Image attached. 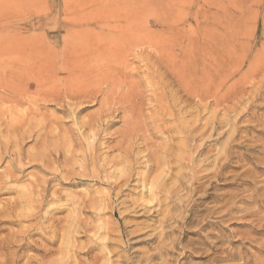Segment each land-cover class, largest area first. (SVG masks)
Returning a JSON list of instances; mask_svg holds the SVG:
<instances>
[{
	"label": "rangeland",
	"instance_id": "374dc122",
	"mask_svg": "<svg viewBox=\"0 0 264 264\" xmlns=\"http://www.w3.org/2000/svg\"><path fill=\"white\" fill-rule=\"evenodd\" d=\"M81 1L0 0V82L3 78L2 81L9 83L30 85L34 90L36 86L26 77L36 73L43 48L62 49V38L70 26L67 16L79 11ZM180 5L179 10L189 17L187 25L195 26L193 19L197 12L202 27L216 29L220 46L216 51L221 64L238 56L245 44L250 47L249 60L257 54L264 55V0H181ZM82 7L84 10L92 8L90 4ZM56 33L58 36H54ZM212 43L209 44L214 48ZM228 52L227 59L225 54ZM213 54L207 51L205 60L208 66ZM135 60L130 61L133 65H140ZM25 64L30 70H24ZM33 93V98L31 94L27 97L29 102L26 98L20 104L13 100L0 102V208L5 202L19 200L20 193L37 190L31 195V202L22 203V206L25 204L22 208L25 214L18 219L10 216L9 222L0 225V238L9 239L12 235L17 238L5 246L4 251L1 250L0 264H237L241 263L239 255L248 257L246 264L261 263L264 257V253L259 252L260 242L264 241L262 95L253 99L237 124L230 128L233 139L229 136L230 130L212 133L202 142L201 155L205 160L200 163L202 166L196 169L195 164L190 167L189 163V167L177 171V163H172V173L164 181V188L169 187L171 192L146 197L141 193V184H151L158 170L148 169L144 156L158 153L160 147L169 142L166 131L164 134L149 128L142 137L134 140L129 155L125 157L133 168L131 177L121 188L114 187L105 175L113 168L123 167L117 162L124 155L116 147L118 137L115 135L123 128V121L117 117L118 120L97 137L91 148L75 146L71 148L73 154H68L64 152L68 143L63 148L59 138L72 130L73 118L55 103L40 102V96L36 98ZM34 98H40L39 104L33 102ZM194 100L191 99L192 103L185 109L191 111L206 102ZM146 104L140 118L149 121L147 115L157 113L158 109ZM96 107V104L86 106L73 117L83 119ZM31 109H35V114H30ZM154 110L156 112H152ZM221 113L219 109L217 114ZM200 115L204 118L209 112L202 111ZM259 116L262 120L257 118ZM140 118L138 122H142ZM7 122L9 125L16 123L17 127L7 129ZM56 123H59L57 127ZM71 136L76 138V133ZM178 136L173 134L171 139L175 146ZM227 136L230 137L228 142ZM55 143L59 144L60 151L52 149L51 145ZM82 150L91 155L92 161L88 159L86 164L80 163ZM213 158L217 160L214 162ZM221 162L224 167L219 166ZM180 173H185L186 177L180 179L185 184L178 187L179 190L177 177L181 178ZM142 196L152 202L143 201ZM230 252L234 254L228 257L230 261L220 259Z\"/></svg>",
	"mask_w": 264,
	"mask_h": 264
},
{
	"label": "bare ground",
	"instance_id": "6f19581e",
	"mask_svg": "<svg viewBox=\"0 0 264 264\" xmlns=\"http://www.w3.org/2000/svg\"><path fill=\"white\" fill-rule=\"evenodd\" d=\"M180 3L181 0H82L79 4V11H74L67 16L70 26L62 38V49L55 51L50 50L51 48L48 49V47L43 48L40 66H38L37 71L34 70L36 73L26 77L36 88L33 90L30 85H20L17 80L15 81L17 83L2 81V78L0 88L6 93L0 89L3 92H0V102L13 100L16 103H21L23 98L27 99L31 93L35 92L41 100L40 98L36 100L37 97L33 93L36 97L33 102L38 101L39 104L40 100V102H51L59 105L61 111L67 112L73 118L70 134L62 130L65 134L59 138L64 146L58 141L63 148L65 143H68L65 150L63 149L65 153L69 152L68 154L71 153V150L73 152L71 148L75 146L81 149L84 146L88 149L91 148L97 137L114 121H117L118 117L123 121L124 126L115 133L118 137L116 147L123 152L124 157L118 158L117 162L123 164V167L121 169L113 168L111 173L105 175L106 178L111 179V185L118 188H121L122 184L131 177L130 173L133 168L131 163L126 162L125 157L129 155L134 140L142 137L149 128L160 133L166 131L167 138H165L169 142L161 146L159 151L157 149L158 153L155 152L154 155L147 153L149 156H144V158L146 157V167L148 169L154 168L158 170V173L156 172V178L151 184L145 182L141 184V193L146 194V197H156L158 192L170 193L169 187L164 188V181L172 173V163H177V171L183 167H189V163L191 164L190 167L193 164H195L196 169L200 167V163L205 161L201 155L203 154V152L201 153V147L204 145V143L202 145L203 140L216 133L221 134L228 130L232 132L230 128L237 124L241 114L251 105L253 99L257 95H262L264 99V55L257 54L253 60H249L250 47L245 44L238 52V56L236 55L230 61L228 54L231 49H228L229 52L225 56L229 62L225 60L227 63L221 64L217 58L216 49L219 46V39L216 29L209 26L202 27L197 12H195L193 19L195 26L187 25L189 17L182 10H179V7L182 8ZM83 4H90L91 10H84ZM54 36H58V34L56 33ZM211 42H213L214 48L209 44ZM223 48L225 50V47ZM208 50L214 53L212 63L209 66L205 60ZM222 57L224 58V55ZM133 59L139 61L140 65H133L130 61ZM24 66L22 65L21 70ZM244 66L245 69L242 70ZM27 68L28 66L24 70ZM28 69L30 70V68ZM19 72L21 71L19 70ZM11 73L16 74L13 71ZM27 73L29 74V71ZM236 75L238 76L236 77ZM12 80L14 81V79ZM31 97L33 98L32 94ZM194 98L200 102L205 100L206 102L195 107V109H192L191 106V111L185 109L186 105L192 103L191 99ZM145 102L152 104L153 107L157 106L158 109L157 113L147 115L149 121H144V117V119L140 118ZM32 104L35 105V103ZM94 104L98 107L93 113L83 119L73 117L76 112ZM210 107H214V109L211 110ZM219 109L222 111L221 115L217 114ZM206 110L209 112V116L203 118L204 114L202 116L200 114ZM33 111L31 109L30 114ZM26 112L29 113V111ZM261 116L263 115L261 114ZM139 118L142 119V122H138ZM11 119L13 118L11 117ZM250 119L252 120V118ZM260 120L262 119L260 118ZM17 121L22 122V120ZM41 122L43 121L41 120ZM37 123L39 125L40 122ZM58 124L56 123L55 127ZM15 125L16 123L9 125L7 122L6 128L9 129V126L13 128ZM230 132L229 136L231 135L233 139V132L232 134ZM57 133L58 135L61 134L59 130ZM73 133H76L74 139L71 136ZM173 134L179 135L178 140L176 139V146L171 143ZM229 136H227V142ZM174 137L176 138V136ZM59 144L51 145L53 146L52 149L56 150L55 152L59 150ZM228 154L230 156V153ZM81 155V164H86L88 159L92 161L91 155H87L86 151L82 150ZM213 159L214 162L217 160L216 158ZM211 164L213 165V163ZM219 166L224 167V163L221 162ZM200 169L198 168L199 171ZM180 175L181 178L177 177L179 184L177 188L183 186L184 183L180 179L184 178L185 173L184 175L180 173ZM136 176H140V173H136ZM191 177L194 178V176ZM261 185L263 186L264 183ZM177 188H175V192L178 191L179 188ZM36 191L27 190L19 194V200L2 204L0 225L9 222L10 216L17 217L15 219L22 216L25 212L22 209L25 204L22 206V203L29 202L31 195ZM142 197L143 201L152 202L150 199L147 200L148 198ZM19 209L20 211H18ZM254 215L255 213H253ZM14 236H9V239L0 238V252L5 246H9L10 243L17 240V238H12ZM263 236L260 237L263 238ZM259 252L264 253V241L260 242ZM246 254L248 253L246 252ZM233 255L231 253L220 259L224 261ZM255 257L257 256L255 255ZM247 258L244 255H239L241 263L237 264H246ZM260 264H264V257Z\"/></svg>",
	"mask_w": 264,
	"mask_h": 264
}]
</instances>
